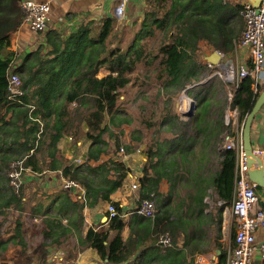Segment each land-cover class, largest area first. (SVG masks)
<instances>
[{
  "label": "trees",
  "instance_id": "obj_1",
  "mask_svg": "<svg viewBox=\"0 0 264 264\" xmlns=\"http://www.w3.org/2000/svg\"><path fill=\"white\" fill-rule=\"evenodd\" d=\"M138 1L143 15L140 22L139 18L133 21L132 27L139 28L125 47L116 27L117 18L103 14L81 20L65 34L48 27L37 48L21 53L11 48L10 42L23 22L22 0H0V264H7L10 259L14 264H29L28 255L35 257L37 264L47 263L41 251L63 242L66 226L49 210L41 220V229L32 233L34 242L37 233H41L42 242L33 243L27 237L25 221L17 212L27 204L25 187L23 184L17 192L9 178L14 162L23 161L32 171L43 173L52 159L67 178L84 185L88 199L95 202L102 198L114 203L119 211L117 217L110 219L108 230L90 228L84 243L110 264H131L130 256L137 247L130 249V240H123L124 206L111 198L131 168L114 158L98 165L85 162L71 168L60 158L58 142L64 135L76 139L85 135L92 141L89 157L94 159L109 152L110 147L115 152L120 150L123 125L130 120L117 114L121 93L135 82L139 64L150 65L155 60L156 78L168 100L173 102L175 96L192 85L187 93L197 106L194 114L185 119L168 112L163 125L171 127V135H164L160 129L157 136L145 142L147 162L140 177L139 202L153 200L156 212L147 217L135 209L133 219L139 224H152L151 235L157 239L169 234L174 245L182 233L186 235L184 247L191 257L176 251V255L165 259V264H196L194 254L206 253L213 246L219 249V259L225 264L235 235L229 247L223 246L219 237L210 244L206 224H218V236L221 234L224 210L233 199L237 157L234 150L223 147L225 134L233 132L224 122L228 83L217 75L208 78L212 69L199 56V49L205 43L212 51L232 53L245 26L244 6L231 0ZM158 32L161 38L158 51L154 52L149 49L148 40ZM11 71L22 79L23 102H9ZM254 82L252 76L243 78L232 100L241 124L259 95ZM146 122L148 127L153 124ZM141 142L143 132L139 129L126 145L127 150L137 149ZM112 171L115 177H111ZM163 181L169 185L167 193L161 190ZM68 193L55 207L62 215L74 214L72 208L77 205ZM210 194L215 195L217 203L218 199L224 200L216 214L206 211L210 207L206 197ZM11 214L15 215L11 218L14 225L3 229Z\"/></svg>",
  "mask_w": 264,
  "mask_h": 264
},
{
  "label": "crops",
  "instance_id": "obj_2",
  "mask_svg": "<svg viewBox=\"0 0 264 264\" xmlns=\"http://www.w3.org/2000/svg\"><path fill=\"white\" fill-rule=\"evenodd\" d=\"M231 1L239 2L242 5L250 3L249 0ZM64 2L65 0H54V12L52 19L53 22L60 20L59 15H61V13L56 14V7L57 5L58 7L65 6ZM19 32L22 33L21 30H18L16 33ZM206 47L210 48L208 45ZM259 86L260 93L264 88V84H259ZM243 126L244 122L241 124L238 118V121L231 126L232 131L237 132L241 130ZM163 129L165 130H163L164 133H168L169 135H171V127L169 125L164 124ZM251 134L253 148L264 147V105L256 114L253 120ZM91 143V139H88L85 135H82L78 139L72 137L71 135H64L58 142V146L61 150L60 158L64 159V161L66 160L65 164L69 165L71 168L78 167L85 162H89L92 165H98L103 161L108 160L109 158L118 159L117 153L115 154L114 150L111 147L109 152L102 153L99 156V159L90 158L89 148L91 146ZM145 146V141L141 142L139 145V147H141L143 150ZM38 156L40 157V154ZM47 159L50 160L49 157H47L46 160ZM79 159H82V161L80 162ZM123 162H125L132 171L126 177L123 185L119 187L117 191L111 194V198L121 201L122 205L124 206L123 216L125 221V228L122 232L123 240H130V249H134L135 247H137V250L130 256V263L140 264L143 261L144 264H165V259H170L171 256L176 255V251L186 252L187 256L190 258L191 255L189 254V251L184 247L186 240V235L184 233H182L178 237L176 244H173V246L175 247H170L169 245L162 243L160 239H157L151 235V232L153 231L152 224H139L137 222V219H133L134 210L140 204V177L144 173V168L147 162V155L143 151L134 155L130 154V157H128V159ZM56 163V160L52 159L50 165V167L52 166V170H49L50 167L46 170V172L43 173H38L31 170L25 175L24 200L27 202V204L23 210L17 209V212L25 221V227L28 230L27 237L31 238V240H33V243L40 244L42 242L41 233H37L38 235H36L35 237L37 239L36 242H34L32 233L33 230L37 231L38 229H41V220L47 215L46 212L49 210L52 214V217L59 218L62 221V224L66 227L63 228L64 237L61 238V240H63L61 246L51 245L44 248L48 251H53L52 254H54L53 256L50 255L49 257L43 256V259H46L48 264H110L107 260H102L98 252L94 248L84 243V239L90 228H93L97 231L108 230L110 219H105V217L107 216L106 208L108 201L99 198L98 201L93 202V200L88 199L87 196H85L86 189L82 183L81 184L83 185L84 191H62V182L64 178H67L68 176L64 175L63 168H56ZM115 176V171H112L111 177ZM131 176H133V178H131ZM135 178H138L140 180L139 189L130 188L129 181ZM161 190L164 193H167V191L169 190V185L166 181L162 182ZM65 192H69L68 195L70 196V198L77 203V205L72 208L74 214L62 215L60 214L59 209L55 208L62 199V196H65ZM210 192L212 193L211 189ZM258 193L260 196V200L256 205L257 208L264 206V188H258ZM209 197L212 199V197H215V195L212 194V197ZM213 203L217 205L216 197L213 200ZM227 207L225 208L223 213V224L221 229L222 232L219 239L222 243L224 242V240L226 241L229 239L228 245H231L233 242V236L235 235L236 224L235 218L230 210V205H228ZM38 208H40L41 210L40 213L37 212ZM257 237L259 244L264 242V229L258 231ZM207 239L210 244H214L218 238L217 236H209L208 233ZM168 248L174 249L169 250ZM29 252L30 251H28V254ZM196 254L197 253H195L194 256H196ZM199 254L219 257L220 251L218 252V249L216 251L215 248L212 253L207 252ZM27 259L30 263H36L35 257H31L30 255H28ZM38 259L40 260L41 258L37 257V260ZM127 262L128 261H124L120 264H126ZM255 262L256 264H264L263 252L260 249L257 250L255 254Z\"/></svg>",
  "mask_w": 264,
  "mask_h": 264
},
{
  "label": "built area",
  "instance_id": "obj_3",
  "mask_svg": "<svg viewBox=\"0 0 264 264\" xmlns=\"http://www.w3.org/2000/svg\"><path fill=\"white\" fill-rule=\"evenodd\" d=\"M71 1L65 0L64 5L68 6ZM21 6L24 15L19 30L42 34L48 29L53 19L54 0H22ZM243 6L242 14L245 26L240 36L235 40L234 51L226 54L215 50L220 56V61L216 63L207 58L214 50L208 51L204 57V61L212 69L208 78L217 75L228 83V103L224 119L225 123L230 126L235 124L239 118L238 111L232 107V100L241 80L247 76H252L255 80L254 87L256 91L259 90V84H264V0H261L258 6H254L251 2ZM18 63L16 62V64ZM23 94L24 89L20 75L11 71L8 82L9 102H23ZM223 147L224 149L234 150L237 157L234 194L229 204L235 218V240L233 247L228 246L225 264H256L255 254L257 250L260 249L263 252L264 258V242L259 244L257 237L258 231L264 229V206L256 207L260 200L259 186L252 179L244 145V126L237 132L225 134ZM136 152L141 153L142 149L139 147ZM253 153L256 159L262 162L264 166V147L253 148ZM128 157H130V154L127 155L125 148L122 146L117 153V158L125 161ZM79 161L81 162L82 159H79ZM29 171H31V168L26 167L23 161L12 163L9 178L10 183L17 192L25 183V175ZM129 185L132 189H139L140 180L138 178L131 179ZM61 190L84 191V188L79 181L72 178H64ZM223 203L224 200H218L217 205H222ZM106 209L109 219L119 215L116 205L112 202H108ZM136 211L147 217H153L156 212L155 202L145 199L136 208ZM160 241L169 246L173 245L169 234H163ZM195 262L196 264H222L219 257L203 254H197Z\"/></svg>",
  "mask_w": 264,
  "mask_h": 264
},
{
  "label": "rangeland",
  "instance_id": "obj_4",
  "mask_svg": "<svg viewBox=\"0 0 264 264\" xmlns=\"http://www.w3.org/2000/svg\"><path fill=\"white\" fill-rule=\"evenodd\" d=\"M140 4L141 2L139 3L138 0H72L68 6L58 7L57 5L56 14L61 13V15H59L60 20L56 22L52 21L49 28L55 27L58 31L65 34L70 31L76 23L83 19H90L91 17L99 18L103 14H109L117 18L116 27L120 30V34L123 36V41L121 43L122 47H125L129 38L139 28L138 25L133 28L132 23L137 18H139V22L141 20L143 6ZM41 37V33L35 34L29 31L13 34L10 42L11 48L17 49L21 53H25L37 48L42 39ZM160 38L161 34L158 32L156 36L148 40V47L150 50H153L154 52L158 51ZM206 46L207 44L203 43L199 49V56L203 60L208 51H210V48ZM240 56H242V54H240ZM157 72V60L150 65L144 63L139 64L134 73L135 77H137L135 82L126 87L121 93L117 114L121 117H127L130 119L123 125L124 137H122L121 141L127 155L138 153L136 152V149L129 152L126 147V145L131 142L133 135L137 130H142L143 141L148 142L152 136H157L156 132L158 130H164L163 122L165 121L168 112L178 113L182 119L186 118L181 114L179 109L183 91L174 97L173 102H170L168 100V95L165 93L160 82L156 78ZM100 75H102V73ZM146 120H150L153 123L151 127L147 126L148 123ZM107 121H109V116L106 118V122ZM164 135H166V133H164ZM145 148L146 146L144 149ZM118 151H114L115 154L118 153ZM49 170H52V166ZM210 195L212 197V194ZM214 199L215 197H212V199L209 196L206 197V201L210 204V207H207L206 211L211 212L212 214H216L218 208V205L213 203ZM13 217H15L13 214H11L10 217H6L3 229L14 225L11 221V218ZM206 226L209 231V236L221 237V234L218 236V224L211 226L206 224ZM222 244L226 247L229 246V239L226 241L224 240ZM217 249L218 248H216V251ZM213 250H215L214 246L209 248L208 253H212ZM52 252L53 251L43 249L42 258L43 256H53L54 254H52ZM12 260L13 259L8 260L7 264H14V261Z\"/></svg>",
  "mask_w": 264,
  "mask_h": 264
},
{
  "label": "water",
  "instance_id": "obj_5",
  "mask_svg": "<svg viewBox=\"0 0 264 264\" xmlns=\"http://www.w3.org/2000/svg\"><path fill=\"white\" fill-rule=\"evenodd\" d=\"M254 6H258L261 2V0H249ZM208 60L216 63L220 61V56L218 55L217 51H213L208 57ZM207 79H204L203 81L199 83L205 82ZM194 86V85H193ZM192 87V85H188L187 88ZM187 88L183 91L182 95H186L190 100H191V105L192 107L190 108L188 115L186 118L192 116L195 112L197 103L196 101L190 97L186 91ZM264 105V88L261 90L259 93L253 107L249 111L248 115L245 118L244 121V145H245V151L248 156V162H249V167L250 171L252 174V179L254 182L258 184L260 188H264V166L262 165V162H260L258 159H256L254 153H253V143H252V134H251V129H252V124L253 120L256 116V114L260 111V109ZM259 163V165H257ZM105 219H108V215L105 217ZM30 264H36L35 262H31Z\"/></svg>",
  "mask_w": 264,
  "mask_h": 264
},
{
  "label": "bare ground",
  "instance_id": "obj_6",
  "mask_svg": "<svg viewBox=\"0 0 264 264\" xmlns=\"http://www.w3.org/2000/svg\"><path fill=\"white\" fill-rule=\"evenodd\" d=\"M191 107H192L191 100L184 94L181 98L180 105H179V109H180L181 114L184 117H187L188 112H189Z\"/></svg>",
  "mask_w": 264,
  "mask_h": 264
}]
</instances>
